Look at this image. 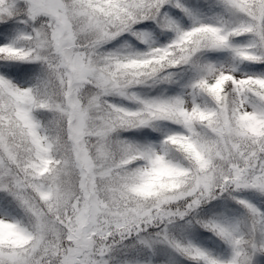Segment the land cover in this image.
<instances>
[{
    "label": "snow or ice",
    "instance_id": "6c2138e0",
    "mask_svg": "<svg viewBox=\"0 0 264 264\" xmlns=\"http://www.w3.org/2000/svg\"><path fill=\"white\" fill-rule=\"evenodd\" d=\"M221 5L241 22L202 23L180 0H0V193L30 221L0 218V264H117V246L133 236L143 243L141 234L161 225L160 242L198 264H264V210L238 198L264 197V76L200 63L207 52L227 50L264 64V0ZM169 6L193 19L190 30L167 16ZM149 22L175 39L154 47L139 30ZM126 34L149 50H105ZM242 36L251 43L233 47ZM183 67L198 73L191 102L138 95L177 83L174 70ZM9 77L33 78L24 87ZM113 96L136 109L111 103ZM43 113L51 114L47 122ZM162 121L183 133L159 146L117 138ZM219 197L246 209L237 223L203 224L231 248V259L173 244L167 226Z\"/></svg>",
    "mask_w": 264,
    "mask_h": 264
},
{
    "label": "rangeland",
    "instance_id": "374dc122",
    "mask_svg": "<svg viewBox=\"0 0 264 264\" xmlns=\"http://www.w3.org/2000/svg\"><path fill=\"white\" fill-rule=\"evenodd\" d=\"M180 3L193 12L196 18L202 23L221 26L222 22L226 24H238L241 22L238 16H233L223 9L221 0H180ZM168 10L173 15L175 21H182L181 23L184 24L185 28L190 29L193 26V19L181 9L169 6ZM149 23L150 27L141 26L140 29L148 34L149 40L154 47L167 46L175 39L176 34L174 32H166L161 28L158 30V27L161 26L154 22ZM23 30L22 25L14 29L13 33L5 39L4 43H10ZM250 43V36H242L232 40L233 47H245ZM105 50L111 52L119 51L125 54H139L147 52L149 48L148 44L142 43L130 34H126L107 44ZM200 63H211L226 68H235V75L237 77L246 75L264 76V64L240 61L231 51L227 50L207 52L203 54ZM30 67L38 68L35 65H30ZM174 72L177 83L172 85H157L152 88H140L136 90L138 95L147 99H168L181 96L186 101L191 102L193 97L190 94V85L198 78V73L190 67L175 69ZM9 78L27 87L30 86L33 77H29L25 81H15V77ZM109 100L113 104L132 110H135L137 107L134 103H130L118 96L110 97ZM206 100V97L196 98V102L201 104L205 103ZM45 114L48 118H51V114ZM39 119L44 121L40 116ZM183 131L178 125L162 121L150 128L121 131L118 133L117 138L134 145L159 146L167 136L182 134ZM238 198L245 199L257 208L264 210V197L254 192L241 193ZM245 213L246 209L237 204L236 201L230 198L219 197L216 200L203 204L195 213L185 217L183 220L178 219L173 224L168 225V237L173 244L180 243L185 246L196 247L208 253L213 258L227 262L231 259V248L214 232L204 228L203 224L208 222L237 223L243 219ZM5 216L10 220H19L26 226L30 222L29 217L14 204L6 205L3 200V194L0 193V218ZM197 220L201 223H196ZM163 230V225L148 229L146 233L141 234L140 239L143 240V243L135 236L129 238L124 242V245H127V247L123 245L117 246L112 254V259L117 264H198L197 261L179 253L172 244L161 243L157 234Z\"/></svg>",
    "mask_w": 264,
    "mask_h": 264
},
{
    "label": "trees",
    "instance_id": "16d2710c",
    "mask_svg": "<svg viewBox=\"0 0 264 264\" xmlns=\"http://www.w3.org/2000/svg\"><path fill=\"white\" fill-rule=\"evenodd\" d=\"M166 14H167V16L168 17H170L176 24H178L181 28H183L184 30H190V29H187V28H185L184 27V24L183 23H181L182 21H180V20H177V21H175L174 19H173V15H171L170 14V11L167 9L166 10ZM160 28L161 29H163V31L165 30L166 32H171V31H168V30H166V29H164V28H162V27H158V30H160ZM139 30H141V29H139ZM142 31V30H141ZM22 66H25V67H30V65H22ZM41 118H43V120H44V122H47V120L48 119H50V118H48V116L45 114V113H43V114H40L39 115ZM187 257V256H186Z\"/></svg>",
    "mask_w": 264,
    "mask_h": 264
}]
</instances>
